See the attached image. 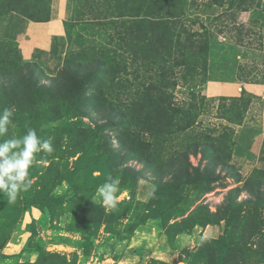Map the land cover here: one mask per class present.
<instances>
[{
  "label": "rangeland",
  "instance_id": "1",
  "mask_svg": "<svg viewBox=\"0 0 264 264\" xmlns=\"http://www.w3.org/2000/svg\"><path fill=\"white\" fill-rule=\"evenodd\" d=\"M262 1L261 6L254 2L250 10L233 16L221 10L219 20L230 23L222 34L215 33L219 20L208 22L212 31L209 80L203 87L206 95L239 96L246 89L262 99L254 101L241 125H234L237 145L229 167L222 172L227 176L209 192L190 193V186L175 184L167 157L153 160L152 168L144 165L142 156L119 164L117 153L109 158L103 155L102 137L96 134L101 121L94 108L92 118L77 126L64 120L43 126L42 119L27 125L29 118L14 112L13 123L0 142L35 128L38 136L52 138L54 151L36 155V163L29 169L32 185L15 202L0 192V264H264V206L255 204L247 189L251 181V186L260 185L264 192V83L235 81L240 62L250 66L257 62L255 71L264 72ZM14 3L19 5L21 0ZM235 25L244 27V42L236 40ZM76 34L75 30L71 40L65 36L58 42L52 61L37 63L34 70L40 72L34 75L40 82L52 83L67 52L86 45ZM97 38L90 37L89 42L93 44ZM17 53L0 41V84L9 86L11 79L17 82L14 71L18 68L26 76L29 73ZM224 81L238 83V93L214 95L216 86ZM9 90L4 93L3 107L11 109ZM176 95L183 96L180 91ZM93 101L87 100L86 106L94 105ZM215 113L210 105L206 121L216 122ZM88 131L93 134L83 135ZM102 136H109L112 146L118 147V131L109 129ZM190 160L195 165L199 157L190 156ZM125 167L131 171L124 172ZM109 177L120 181L114 209L95 199L98 187ZM153 189L155 195L149 197ZM232 189H237L234 197L243 204L235 206L227 224L195 222L206 211L215 213L224 205ZM225 242L231 247H224Z\"/></svg>",
  "mask_w": 264,
  "mask_h": 264
},
{
  "label": "trees",
  "instance_id": "2",
  "mask_svg": "<svg viewBox=\"0 0 264 264\" xmlns=\"http://www.w3.org/2000/svg\"><path fill=\"white\" fill-rule=\"evenodd\" d=\"M254 2L261 6L263 1L74 0L72 19L64 22L66 37L71 40L76 30L86 45L67 52L50 84L35 77L40 72L34 70L37 62L17 53L30 70L26 76L18 68L14 71L17 82L11 79L9 86L0 84V112L7 108L3 107L4 93L9 89L11 109L28 117L27 125H36L39 119L43 126L63 120L74 126L85 124L94 108L101 121L96 129L102 137L100 151L107 158L115 152L121 164L142 156L145 166L155 168L153 160L167 157L175 184L190 186V193L197 195L209 192L227 176L222 172L229 167L237 145L234 125H241L254 101L262 99L246 89L239 96L206 95L203 87L209 80L212 31L208 22L219 20L221 10L233 16L250 10ZM39 3L21 0L17 5L14 0H0V17L9 12L31 17L33 8L39 15ZM229 25L222 18L215 33H224ZM232 28L239 33L236 40L244 42V27ZM95 36L98 41L90 43ZM262 62L264 67V55ZM257 68V62L251 66L240 62L235 81L264 83V72ZM176 91L183 96L178 98ZM87 100H94V105L86 106ZM210 105L216 111L213 123L206 121ZM109 129L120 133L118 147L112 146L109 136H102ZM90 132L83 135L91 136ZM190 156L199 157L198 163L194 165ZM247 186L253 202L264 206L261 186L253 187L251 181ZM236 192L232 189L224 205L215 213L206 211L195 222L227 224L235 206L243 204L236 201ZM223 246L231 247L228 242Z\"/></svg>",
  "mask_w": 264,
  "mask_h": 264
},
{
  "label": "crops",
  "instance_id": "3",
  "mask_svg": "<svg viewBox=\"0 0 264 264\" xmlns=\"http://www.w3.org/2000/svg\"><path fill=\"white\" fill-rule=\"evenodd\" d=\"M39 15L9 12L0 17V41L27 61H52L58 42L66 36L65 21L72 19L74 0H39ZM35 16V17H34ZM238 83L220 82L214 95L236 94ZM246 85V84H244Z\"/></svg>",
  "mask_w": 264,
  "mask_h": 264
},
{
  "label": "clouds",
  "instance_id": "4",
  "mask_svg": "<svg viewBox=\"0 0 264 264\" xmlns=\"http://www.w3.org/2000/svg\"><path fill=\"white\" fill-rule=\"evenodd\" d=\"M14 111L4 109L0 112V136L9 131L13 123ZM41 151L52 154V138L44 139L35 129H29L22 137H12L0 142V192L7 195L9 202H15L21 192H26L32 185L29 169L36 163V155ZM119 179L109 177L98 187L95 199L108 208H116ZM154 197L155 189L148 193Z\"/></svg>",
  "mask_w": 264,
  "mask_h": 264
}]
</instances>
